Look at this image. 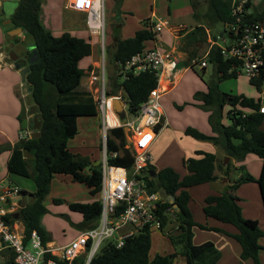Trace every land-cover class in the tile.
Returning <instances> with one entry per match:
<instances>
[{
  "label": "trees",
  "instance_id": "1",
  "mask_svg": "<svg viewBox=\"0 0 264 264\" xmlns=\"http://www.w3.org/2000/svg\"><path fill=\"white\" fill-rule=\"evenodd\" d=\"M47 0H23L10 22L4 24L8 38L20 42L25 37V44L30 48L32 55L36 51L37 61H25L29 67L24 83L28 84V95L19 120L21 124L29 117L28 129L34 131L32 136L20 138L12 147L11 158L8 162V171L11 174L31 179L36 184V191L30 193L21 191L19 210L7 217L14 221H21L27 236L37 231L44 243L52 241V237L43 226L42 219L47 213L46 199L49 196L56 176H66L73 183L84 185L92 202H73L69 208L83 216L79 227L82 231L96 228L99 224L102 203L98 196L102 190V163L94 162L89 156L80 154L68 146L69 140L78 134V119L81 117L98 116L96 101L88 90H80L86 76L80 62L91 56L92 45L84 38L73 36L64 32L61 36H54L47 27L43 17L44 5ZM196 9V3L191 0ZM208 15L215 22L223 26V36H226L227 26L233 22L231 0H208ZM123 0H117L118 6ZM261 10L249 18L264 22V5ZM151 19L143 21V28L138 30L133 37L121 39L120 34L114 35L110 56L114 67L129 61L133 56L146 49V43L155 39L156 34L149 27ZM122 25H118L120 32ZM208 27L204 24L196 26L186 34V46L202 49L208 41ZM217 38V36L215 37ZM196 58L195 53L189 55L185 63L190 67V62ZM208 64L214 68L211 81H206L207 92H196L194 100L203 111L209 112V123L215 135H207L194 127L185 130L187 136L200 141L213 143L219 147L226 156L241 164L249 155H255L262 161L259 177L251 174L244 165L240 166L241 176L231 185H227L221 196L206 198L204 212L207 217L220 222L234 225L238 234L231 235L242 247L241 258H252L255 264H261L260 239L264 237L260 223L255 219L243 216L240 198L236 194L243 185L251 182L259 184L264 202V114L260 112L261 98L248 97L245 94L232 95L222 92L220 84L228 79H237L240 63L235 59H227L221 49L214 46L208 56ZM195 65H192L194 67ZM231 71V72H230ZM206 68H203V76ZM116 73V72H115ZM118 76L111 77V89L108 96H115L122 90L123 98L128 102V111L136 114L141 105L147 101L151 91L158 87L159 79L154 72H143L138 76H129L125 81L119 82ZM250 83L258 92H262L264 75L258 79H250ZM19 96L20 94L17 93ZM193 105L185 102L176 104L178 110ZM229 107L225 114V108ZM245 110H250L246 112ZM229 123H225V119ZM27 129L22 128V131ZM5 147H0L1 151ZM101 146L100 150L102 151ZM108 163L113 166L124 167L131 170L136 157V150L130 135L124 128L110 129L107 135ZM115 154V156H113ZM200 158L190 157L184 160V165L189 171L182 180L179 174L171 167L160 171L150 164L146 171V180L150 193H157L165 188L170 195L175 196L179 210L170 212L173 206L164 202L157 211L162 220L163 228H173L178 231L176 235L168 232L173 246L177 249L169 255H157L151 258L152 232L148 229L141 230L125 240L122 247L114 243H107L91 260L90 264H174L179 257L184 258L185 264H217L221 259V252L211 242L195 245L193 242L194 228L224 232L218 228L200 225L193 219L189 208L190 194L188 189L201 184L211 183L217 179L216 170L229 176L232 172V162L226 166L218 165L215 154L203 151L197 152ZM180 194H178V192ZM54 204L62 202L53 199ZM172 216L177 221L174 227ZM15 217V219H14ZM4 256L6 264H15V254L7 251ZM86 257L79 258L76 264H85Z\"/></svg>",
  "mask_w": 264,
  "mask_h": 264
},
{
  "label": "built area",
  "instance_id": "2",
  "mask_svg": "<svg viewBox=\"0 0 264 264\" xmlns=\"http://www.w3.org/2000/svg\"><path fill=\"white\" fill-rule=\"evenodd\" d=\"M260 5H264V0H231L234 20L227 26L226 36L222 42L212 40L209 51L200 63L201 68L209 65V52L214 46H218L225 58L235 59L240 63L238 75H245L255 80L264 75V22L249 18L256 9L261 10ZM68 7L86 15L90 36L97 37L100 47H103L104 55L105 0H69ZM149 29L156 36L164 30L177 35L178 32L185 31L186 27L172 25L169 20L158 18L155 22L151 20ZM207 32L210 33L209 30ZM147 71L154 72L159 83L165 75L171 84L179 71L178 61L157 46L143 50L120 65L116 69V75L123 82L129 76H138ZM105 72L104 64L99 72H90L91 88L89 90L96 101L98 113L104 117L102 125L104 132L103 181L100 200L102 213L98 226L83 231L70 243L58 249L44 243L37 231L27 236L25 230L17 224L18 221L11 223V220L7 219L9 215L19 210L23 189L11 180H3L0 182V260L2 264L7 262L4 256L7 251L15 254V264H76L77 260L83 256L86 257L85 264H90L93 257L109 242L120 248L127 238L141 230L162 231L163 223L157 211L165 200L159 192H149L145 170L153 162L150 149L156 135L159 130L168 125L162 105L163 93L158 84L136 114L131 115L127 107V122L122 124L113 110L112 102L115 98L125 99L122 90L115 96H108ZM98 83L100 86L95 87ZM263 87L264 84L261 92L264 97ZM262 103L260 112L264 114V102ZM245 111L250 112V110ZM110 113L115 116L114 123L109 119ZM120 127H127L136 135L134 144L136 157L131 170L108 163L107 135L110 129ZM27 137L29 135L26 133L20 136V138ZM169 211L173 212L174 208Z\"/></svg>",
  "mask_w": 264,
  "mask_h": 264
},
{
  "label": "crops",
  "instance_id": "3",
  "mask_svg": "<svg viewBox=\"0 0 264 264\" xmlns=\"http://www.w3.org/2000/svg\"><path fill=\"white\" fill-rule=\"evenodd\" d=\"M48 1L45 3L46 10L48 11L47 5ZM3 6V0H0V8ZM15 12L17 8H15ZM65 9H69L68 4L65 5ZM45 11L43 10V17ZM47 13V19L45 23L48 28L52 30L54 36H61L64 32H69L73 36L84 38L89 41L92 45V54L91 56L83 59L80 62V68L84 69L86 72V78L88 83V88L90 90V72L91 71H99L102 66L101 57H100V44L98 39L93 40L94 37L90 36L86 15L85 20L80 16L78 22L73 21L66 25L65 28L62 29V24L64 25V18L61 20V23L56 22V18H51ZM15 13L8 14L5 18L7 22L10 20ZM159 16L156 10L152 11V14L143 18L141 21V25L136 23L135 27L132 28L128 22H124L122 24L120 37L121 39H127L133 37L135 33L143 28V22L146 19H151L153 22L158 19ZM171 23V21H170ZM172 24V23H171ZM176 25V24H172ZM203 24H198V26ZM55 27V28H53ZM56 29V31L54 30ZM193 29V28H191ZM208 30V29H207ZM191 31V30H190ZM6 33V32H5ZM8 45L7 49L4 48V44L0 45V147H5L0 153V182L3 180H11L17 185H19L23 190H26L30 193H34L36 191V184L33 180L14 175L9 173L8 171V162L11 158V149L14 145L19 141L21 134L26 133L32 135L34 131L25 130L22 131V124L19 120V115L21 114L23 102L25 103L28 92L22 93V89H24V81L20 74V70L15 67L16 65H25V61H27L28 52L30 48L27 47L26 55L23 54L21 56L16 52L18 44L25 43V37L22 36V40L20 42L12 41L8 38L6 34ZM177 35L172 34L171 32L164 30L160 34H158L154 40L146 43V49H152L154 47H160L164 52L171 54L178 61L179 71L174 79L173 83H169L164 75L160 80L159 86L162 94V105L168 120V125L159 130L158 134L155 137V140L151 146L150 152L153 156L152 164L157 168L158 171L171 167L173 168L180 176L182 180L187 175H189V171L184 165V160L190 157L200 158L201 156L197 155L198 151H203L206 153L215 154L218 158V165L226 166L230 161L232 162V172L229 176H226L220 168H217L216 175L217 179L211 183L201 184L198 186H194L188 189V192L191 196L189 201V208L192 212L193 219L196 223L204 226H208L211 228H218L223 230L224 232H216L213 230H202L199 227L194 228V237L193 242L195 245H202L208 242H211L215 245L216 249L221 252V259L217 264H255V261L252 258L247 260H243L241 258L242 247L239 242L233 238L231 235L238 234V229L231 224L220 222L214 218L207 217L204 212V207L206 205V198L209 196H221L225 186L231 185L235 180H237L241 176V172L239 170L240 166L244 165L246 169L253 174L255 177H259L262 168V161L255 155H249L245 161L241 164L237 163L236 160L230 159L227 161L228 156L224 154V152L213 143L200 141L193 137L187 136L185 134V130L188 127H194L199 131L213 136L215 135L213 132V128L209 123V112L203 111L196 104H201V102L194 100V94L196 92H207L208 86L206 84L207 80L202 81V85L200 88L193 90L192 96L189 100L185 102L192 103L193 105L186 106L183 110H178L176 108V104L183 105L185 102H177L173 97L174 104L169 106L164 104V100L167 99L168 96L173 95L174 92L180 88V85L183 80V76L181 71L184 69L188 71V69H192L191 67L183 68L181 70V61L176 57L177 52ZM94 43V44H93ZM14 52L15 57L12 58L9 56V52ZM25 67V66H23ZM184 67V66H183ZM208 67V66H207ZM207 70V68H206ZM114 72V71H113ZM111 73V76L113 74ZM206 73V72H205ZM85 79V78H84ZM85 90V89H80ZM88 90V91H89ZM19 93L20 96L17 94ZM171 108V111H167V107ZM29 120V117H28ZM178 120H181L178 121ZM179 123V124H176ZM229 123V122H227ZM262 130L264 131V123L262 125ZM71 140H74L71 139ZM68 146L71 149H74L73 146L70 145V141ZM73 147V148H72ZM30 180L31 187L21 181V179ZM182 190L178 192L180 194ZM89 193V191H88ZM238 197L240 198L239 205L241 206L243 216L247 219H255L258 220L262 230L264 231V202L261 194V189L258 183L251 182L247 184H243L236 192ZM94 199H89L87 202H92ZM20 205V202H19ZM83 220V216H82ZM81 220V221H82ZM80 221V222H81ZM43 223V219H42ZM20 228L24 229V226H20ZM47 230V229H46ZM48 231V230H47ZM158 233L159 241L158 246L161 245L165 238L168 241V246L165 250H154L153 248V240H152V249H151V258L159 255H169L175 253L177 249L173 246L170 241V238L164 235L165 232H170V234L176 235L178 231L173 228H167L165 231H154ZM160 234V235H159ZM52 237V236H51ZM77 237V236H76ZM75 237V238H76ZM73 238L72 240H74ZM71 240V241H72ZM70 241V242H71ZM66 242L63 245H57V241L49 242V246L55 249L61 248L68 243ZM260 244L263 247L260 251V261L261 264H264V237L260 239ZM156 244V245H157ZM182 260V261H181ZM185 264V260L182 257H179L175 260V263Z\"/></svg>",
  "mask_w": 264,
  "mask_h": 264
},
{
  "label": "rangeland",
  "instance_id": "4",
  "mask_svg": "<svg viewBox=\"0 0 264 264\" xmlns=\"http://www.w3.org/2000/svg\"><path fill=\"white\" fill-rule=\"evenodd\" d=\"M23 0H3V6L0 8V45L4 44V48L7 49L8 40L4 30V21L8 14L15 13V8H18ZM48 1V11L46 6L44 7L45 20L47 19V13L52 18H56V22L61 23V20L64 18V25L62 24V29L66 27L67 24L73 21L79 20L82 15L80 12L65 9V5L69 3V0H47ZM46 1V2H47ZM196 3V9L193 6L191 0H123L120 7L118 6L117 0H105V51L103 55V47H99L101 53V62L102 65L106 66L105 72V81L107 84V92L111 89V77H116V68L111 61L110 51L113 44L114 35L120 34L118 30V25H122L124 22H128L133 27L136 23L141 25L143 18H147L152 14L153 10L157 11V14L162 17V19H167L171 21L172 24L182 25L186 27L185 31L178 32L177 34V52L176 57L181 61V70L183 68H188L185 66V63L189 61V55L193 52L196 54V58L193 59L190 64L192 69L185 71L184 69L180 74L183 76L182 83L177 92H174L173 95L168 96L164 100V104L173 105V98L177 102H185L189 100L192 96V92L195 89H198L202 85V74L203 68H201L200 63L203 61L204 56L210 49L212 40H218L222 42V39L225 36L222 35L224 30L223 26L219 23H215L210 16L209 12V1L208 0H194ZM45 2V3H46ZM84 14V13H83ZM6 16V17H5ZM85 20V15L81 16ZM143 22V21H142ZM204 24L208 27L210 33H208V41L202 47V49H194L192 47L186 46V34L188 31L195 28L198 24ZM65 26V27H64ZM55 28V27H53ZM122 28V26H121ZM56 31V29H54ZM217 36V38H215ZM220 37V38H219ZM97 40V37H94L93 40ZM102 42V40H101ZM94 44V43H93ZM27 47L25 43L18 44L16 52L21 56L26 55ZM27 62L31 58V54L28 52ZM9 56L14 58L15 53L9 52ZM104 57V58H103ZM175 58V57H174ZM195 61V63H194ZM192 65H195L192 67ZM184 66V67H183ZM206 73L204 75V80L211 81L214 74V68L212 65L206 67ZM114 71V72H113ZM99 72V71H98ZM113 72L112 76L111 73ZM100 74V73H98ZM119 82L121 79L118 78ZM100 83L95 85L99 87ZM87 83V78L83 79V82L79 89L89 90ZM28 88L22 89V93H26ZM220 90L222 92L230 93L232 95L245 94L248 97L252 98H261L264 102V97L262 93L258 92L257 89L251 85L250 78L245 75H240L237 79H228L223 81L220 84ZM264 90V87H263ZM119 91L118 93H120ZM123 95V92H122ZM173 97V98H172ZM126 100V99H125ZM127 101V100H126ZM163 104V103H162ZM167 107V111H171L170 107ZM128 105H126V108ZM229 107L225 108V114L228 113ZM28 119V118H26ZM29 121V120H28ZM181 122V120H178ZM103 122L104 117L102 114L94 117H81L78 119V134L74 140L70 141V145L74 147V150L78 151L80 154L89 156L90 159L94 160L97 163H103L104 157V132H103ZM229 122L226 118L225 123ZM179 124V123H176ZM29 126V125H28ZM27 130H30L26 128ZM29 137L32 136L28 134ZM130 139L133 141V144L136 142V135L133 132H130ZM101 146L103 147L102 151L100 150ZM72 147V148H73ZM21 181L31 187V181L22 178ZM53 199L61 200L60 205H56L53 202ZM90 199L88 189L79 183H73L66 176H56L54 179L51 192L46 199L47 213L43 217V226L48 230L49 234L52 236L54 241H57V245H63L66 242H70L73 238L81 234L83 231L80 229L79 224L82 220V215L80 213L74 212L69 208V204L73 202H87ZM97 199L101 200V196H98ZM174 227L177 226V221L174 216H172ZM19 226L23 227L21 221L17 223ZM160 235V234H159ZM164 235L168 236V233L165 232ZM152 240L153 248L155 251L165 250L168 246V241L165 238L161 245L158 246L157 242L159 241L158 233L152 231ZM157 244V245H156ZM182 261V260H181ZM175 264H178L177 262Z\"/></svg>",
  "mask_w": 264,
  "mask_h": 264
},
{
  "label": "water",
  "instance_id": "5",
  "mask_svg": "<svg viewBox=\"0 0 264 264\" xmlns=\"http://www.w3.org/2000/svg\"><path fill=\"white\" fill-rule=\"evenodd\" d=\"M10 21H11V19L8 20L7 22H10ZM5 23H6V21H4V24ZM36 61H37V57H36V51H35L34 54L32 55V57L30 58L29 62L34 63ZM15 67H17L20 70V74L22 76V79H23V81H25L26 75L30 70L29 67H23V65H16ZM24 88H28L27 83H24ZM126 105H128V102L121 99V98H115L112 102L113 110H114L116 116L119 118V120L122 124H125L127 122ZM28 125H29V121H28V119H25L22 123V128L26 129V128H28ZM124 130H125L127 135H130L129 128L125 127ZM226 160L229 161L230 158L228 157ZM159 195L165 200V202L171 204L173 206V208L175 209V211L179 210L178 205L176 204L175 196L170 195L165 188H161L159 190ZM0 264H2L1 260H0Z\"/></svg>",
  "mask_w": 264,
  "mask_h": 264
},
{
  "label": "bare ground",
  "instance_id": "6",
  "mask_svg": "<svg viewBox=\"0 0 264 264\" xmlns=\"http://www.w3.org/2000/svg\"><path fill=\"white\" fill-rule=\"evenodd\" d=\"M109 119H110V121H111L112 123L115 122V116L113 115V113H110V114H109Z\"/></svg>",
  "mask_w": 264,
  "mask_h": 264
}]
</instances>
